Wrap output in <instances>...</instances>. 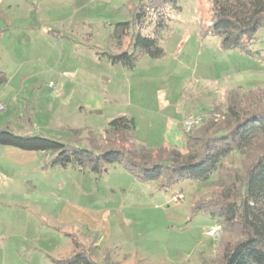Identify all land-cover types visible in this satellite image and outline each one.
Masks as SVG:
<instances>
[{"label": "rangeland", "instance_id": "1", "mask_svg": "<svg viewBox=\"0 0 264 264\" xmlns=\"http://www.w3.org/2000/svg\"><path fill=\"white\" fill-rule=\"evenodd\" d=\"M97 1L94 6L105 8L100 16L113 15L114 5ZM176 4L180 9L168 11L170 30L159 38L163 55H143L133 69L110 62L106 53L118 52L117 43L102 18L75 35L51 30L50 39L27 41L30 58L16 53L11 58L18 62L4 71L0 129L100 150L111 144L103 139L107 123L132 113L138 115L134 144L162 145L172 120L182 122L220 103L240 111L253 106L248 92L264 89V30L250 53L223 49L209 33L210 0ZM201 114L203 124L210 115ZM185 141L173 147L179 155ZM140 153L148 162L149 152ZM51 157L49 151L0 145V264H64L77 249L96 264L216 263L222 233L208 235L215 221L192 211L204 191L195 183L161 188L159 181L141 180L119 163L94 173L49 166Z\"/></svg>", "mask_w": 264, "mask_h": 264}, {"label": "trees", "instance_id": "2", "mask_svg": "<svg viewBox=\"0 0 264 264\" xmlns=\"http://www.w3.org/2000/svg\"><path fill=\"white\" fill-rule=\"evenodd\" d=\"M170 6L180 9L176 0H131L129 19L114 23L112 29L117 45L128 37L126 45L106 53L110 62L133 69L143 55L161 57L159 38L170 30ZM210 17L209 33L219 38L223 49L250 53L258 31L264 30V0H210ZM6 81L0 70V85ZM251 97L254 105L243 111L221 103L199 111L209 119L183 132L186 151L181 155L167 145L151 149L134 144L135 123L126 115L107 123L103 139L111 144L100 150L42 134H19L9 127L0 129V145L49 151V166L73 165L94 173L119 163L141 180L159 181L161 188L195 183L204 191L195 197L192 211L208 214L221 227L215 264H264V89L250 90V103ZM216 114L220 119H214ZM141 151L149 152L148 162ZM77 250L62 262L96 264L83 249Z\"/></svg>", "mask_w": 264, "mask_h": 264}, {"label": "crops", "instance_id": "3", "mask_svg": "<svg viewBox=\"0 0 264 264\" xmlns=\"http://www.w3.org/2000/svg\"><path fill=\"white\" fill-rule=\"evenodd\" d=\"M89 1L88 5H83ZM93 1V2H92ZM104 1V0H103ZM97 0H0V70L3 72L10 66V63L18 62L13 60L12 55L30 58L31 52L26 46L27 41L50 39L49 31L57 30L65 37L67 31H81L92 27L95 23L103 20L109 30L113 29V24L119 21L129 19L131 0H121V3L112 4V0H106L115 8L111 11L113 15L108 14L106 17L100 16L105 8L101 9L94 6ZM53 26L49 28V25ZM74 34V33H73ZM75 35V34H74ZM77 35V33H76ZM127 40H123L121 45L116 47L120 51ZM29 46V44H28ZM16 47H22L21 50H15ZM14 48V51L10 50ZM17 49V48H16ZM25 60L19 61V64ZM120 66V65H119ZM116 67V66H115ZM121 67V66H120ZM131 116L134 123L137 122V116L132 113H125ZM170 122V121H169ZM172 127L168 128L170 136L165 144L170 147H179L183 144L184 134L181 128V121H171ZM178 124L180 127H178ZM169 125V124H168ZM180 131H178V130ZM142 145L147 148H159L165 144L151 143L149 140L144 141Z\"/></svg>", "mask_w": 264, "mask_h": 264}, {"label": "built area", "instance_id": "4", "mask_svg": "<svg viewBox=\"0 0 264 264\" xmlns=\"http://www.w3.org/2000/svg\"><path fill=\"white\" fill-rule=\"evenodd\" d=\"M4 109V105L0 103V111ZM203 114H188L186 115L182 122L181 128L183 132H190L198 125H200L204 120ZM208 235L215 236L216 238L221 234V227L219 225H215L213 228L207 231Z\"/></svg>", "mask_w": 264, "mask_h": 264}]
</instances>
